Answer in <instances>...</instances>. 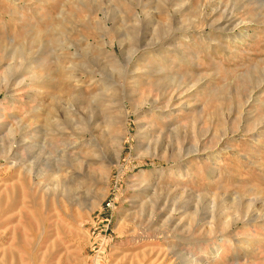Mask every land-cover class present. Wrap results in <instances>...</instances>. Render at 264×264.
<instances>
[{
	"label": "rangeland",
	"instance_id": "1",
	"mask_svg": "<svg viewBox=\"0 0 264 264\" xmlns=\"http://www.w3.org/2000/svg\"><path fill=\"white\" fill-rule=\"evenodd\" d=\"M0 264H264V0H0Z\"/></svg>",
	"mask_w": 264,
	"mask_h": 264
},
{
	"label": "bare ground",
	"instance_id": "2",
	"mask_svg": "<svg viewBox=\"0 0 264 264\" xmlns=\"http://www.w3.org/2000/svg\"><path fill=\"white\" fill-rule=\"evenodd\" d=\"M159 71V70H158ZM161 71V70H160Z\"/></svg>",
	"mask_w": 264,
	"mask_h": 264
},
{
	"label": "built area",
	"instance_id": "3",
	"mask_svg": "<svg viewBox=\"0 0 264 264\" xmlns=\"http://www.w3.org/2000/svg\"><path fill=\"white\" fill-rule=\"evenodd\" d=\"M109 207V206H108Z\"/></svg>",
	"mask_w": 264,
	"mask_h": 264
}]
</instances>
